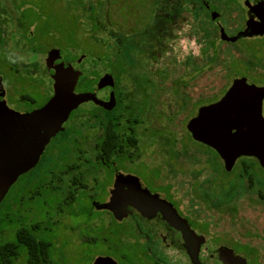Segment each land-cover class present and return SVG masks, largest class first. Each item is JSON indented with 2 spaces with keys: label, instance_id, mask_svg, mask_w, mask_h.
Here are the masks:
<instances>
[{
  "label": "rangeland",
  "instance_id": "obj_1",
  "mask_svg": "<svg viewBox=\"0 0 264 264\" xmlns=\"http://www.w3.org/2000/svg\"><path fill=\"white\" fill-rule=\"evenodd\" d=\"M161 5L162 0H0V77L7 104L25 111L45 102L52 89L51 71L44 61L50 48L60 49L63 60H74L76 67L90 75L96 73L92 79L98 81L108 72V59L118 50L116 39L135 42L137 45L129 49V63L114 61L119 78L113 76L116 92L127 95V103L140 120L135 123L140 143L132 169L148 175L143 164L157 167L160 179L170 184L171 196L189 211L194 180L190 171L197 172V180L202 181L208 174L207 158L214 160L216 155L193 140L185 124L199 106L211 98L218 99L235 77L264 85V35L222 41L215 24L209 19H195L186 3L171 29V37L165 39L164 50L150 57L145 52L148 38L144 29L154 21ZM220 10L226 14L224 24L230 34L240 21L238 7L224 6ZM200 15L204 19V14ZM212 38L214 44L210 42ZM80 55L84 56L77 62ZM93 107L90 102L82 103L70 113L63 124L64 131L51 139V151L10 188L0 206V213L5 207L14 222L38 223L36 232L52 243L48 255L56 264H91L97 256L107 254L121 264H130L119 259L122 248L116 243L122 235L117 231L125 222H117L105 210L93 208L94 200L87 195L97 192L96 198L107 196L104 186L111 187L113 168L84 166L86 190H73L71 194L70 188L65 190L63 186L70 182L72 174L59 172L67 163L61 154L71 140L69 129L74 124L85 137L82 145L86 155L94 156V140L101 128L89 112ZM186 146L196 153V161L190 163L186 160L188 154L180 155L184 173L174 174L163 161V153L181 152ZM169 162L175 165L176 157L172 155ZM119 164L129 172V159L119 160ZM176 168L180 170L178 163ZM57 175L62 177L61 182ZM234 175L235 171L220 168L214 172L220 183L232 180ZM211 221L215 226L228 222V226L248 230L256 224V219L244 217ZM9 238L14 240L13 232ZM25 262L26 251L21 248L13 264Z\"/></svg>",
  "mask_w": 264,
  "mask_h": 264
},
{
  "label": "flooded vegetation",
  "instance_id": "obj_2",
  "mask_svg": "<svg viewBox=\"0 0 264 264\" xmlns=\"http://www.w3.org/2000/svg\"><path fill=\"white\" fill-rule=\"evenodd\" d=\"M187 4H189L195 19H201L202 16L200 14L203 13L204 19L202 21L209 19L211 23L215 24L219 33L221 27L225 32L228 27L224 24L226 22L224 20L226 14H223V12L219 13L221 11L220 9L224 6L230 8L238 7L240 21L234 24V30L228 35L236 36V40L243 37L250 38L264 35V33H255L260 22V11L264 9V0H189ZM165 7L166 3L162 0L159 13L163 16H165ZM212 12L218 13L214 19L211 15ZM179 14L180 11L175 12L174 19H170L168 25L161 22V27L158 32L163 42H165L166 38L171 37V29L176 24ZM219 17L220 19L217 20ZM66 62L73 63V60ZM113 90L117 105L116 87ZM51 95L52 89L46 96L45 102ZM88 102L93 104L94 107L92 109H95V111L101 114H103V110L109 111L92 101ZM40 106L19 112H29ZM8 107L10 106L8 105ZM131 111L134 112L132 109ZM261 113L264 117V99L261 105ZM132 119L134 118L132 117ZM135 120L137 122L140 121L138 114ZM132 122L133 120L129 122V172L124 171L120 167L121 165L119 164L117 155H114L110 162L102 160V158L96 159L97 151L95 147L93 157L86 155V148L82 145L85 137H82L81 133L76 130L75 124L74 127L71 126L69 129L71 131V140L64 149V161L67 160V163L63 164L62 167L59 165L61 167L59 172L63 174L70 172L72 174L70 182L66 186L62 185L65 190L66 187L70 188L68 194H71L73 190L74 192L86 190V182L83 178L82 169L84 166L85 168H113L111 173V187L104 186V195L107 196L105 198L101 196L100 198H96L94 195L97 192L96 194H87L88 197H91V200H94L93 208H97L99 203L109 199L110 190L113 187L116 175L119 173L123 175L129 174V205L123 206V209H119L120 212H125L126 215L118 220L111 211L103 209L115 221L120 223L125 222L123 229L117 231L122 234L120 239L116 241L119 248H122L120 249L119 259L122 262H130V264H264V166L260 164L258 159L254 156H239L230 168H226L223 159L217 151L204 144L206 148L216 155V158L214 160L207 158L208 174L202 181L197 180V172L190 171L191 178H194L190 185L193 193L190 197L192 205L189 211L184 210L177 203L178 201L171 196L170 184L160 179V173L157 167L141 163L144 169L149 172L148 175L132 169L134 166L133 158L138 155L140 143L135 129L136 126ZM100 134L101 131L94 140V146ZM188 134L191 136L189 131ZM51 139L44 145L36 165L21 174L10 188L22 176H27V174L32 172L40 162L42 156L51 151ZM190 150L187 146L182 148L181 152H170L167 150V153H163V161H165L174 174H182L184 171L180 167V155L185 157L188 154L186 160L190 163L196 161V153L193 151L190 152ZM172 155L177 159L175 165L169 162ZM77 160H80V162ZM177 163L180 169L178 171V168H176ZM219 168L226 172L235 171L234 178L230 181L223 180L220 183V179L214 176V172ZM49 170L52 169L49 168ZM58 180L61 182V179ZM28 181L30 182L29 179ZM96 183V186L99 185L100 187L101 183L97 179ZM135 185H139L140 187L137 189ZM78 186L80 187L79 189H77ZM124 188L126 189V186ZM143 189H147L149 194ZM8 191L1 199L0 206L7 196ZM134 198H137L139 207L132 203ZM168 203H171L172 207ZM9 215L10 212L5 211L4 207L3 212L0 213V264H13V261L18 260L19 250L21 248L25 249V263L29 264L27 257L28 244H26L25 240L28 233L38 235L36 232L38 223L30 222V224H26L23 222H14L10 220ZM243 217L256 219L253 230L245 229L243 226H228V222L225 223L227 225L215 226V221H211V218L229 220L242 219ZM11 232L14 234V240L9 238ZM41 239L49 244V250L52 243L43 238ZM29 245L33 248L32 251L36 255V247L33 246H37V244ZM103 256H109L118 264H121L110 254ZM33 264H37L36 259Z\"/></svg>",
  "mask_w": 264,
  "mask_h": 264
},
{
  "label": "water",
  "instance_id": "obj_3",
  "mask_svg": "<svg viewBox=\"0 0 264 264\" xmlns=\"http://www.w3.org/2000/svg\"><path fill=\"white\" fill-rule=\"evenodd\" d=\"M211 15L214 19L218 13ZM259 19L255 33L263 34L264 9H261ZM219 35L224 41L237 39L222 27ZM83 56H78L76 61L80 62ZM44 61L46 69L51 71L52 95L32 111L21 113L8 107L0 77V201L17 178L36 165L44 145L64 129L63 124L70 113L80 104L92 101L107 110L116 105L112 74L105 73L99 78L93 90L77 91L82 70L74 63L64 61L60 49L50 48ZM263 99L264 86L248 82L243 76L235 77L218 100L198 107L196 114L187 120L186 129L194 140L214 148L226 168H230L239 156H254L264 166ZM139 187L135 185V188ZM143 190L149 194L147 189ZM132 203L140 206L137 198ZM126 205H129V174L119 173L109 199L99 203L97 208L111 211L120 220L126 213L119 209ZM92 264L118 263L109 256L99 255Z\"/></svg>",
  "mask_w": 264,
  "mask_h": 264
},
{
  "label": "trees",
  "instance_id": "obj_4",
  "mask_svg": "<svg viewBox=\"0 0 264 264\" xmlns=\"http://www.w3.org/2000/svg\"><path fill=\"white\" fill-rule=\"evenodd\" d=\"M164 2L166 3V7L164 10L165 16L157 12L154 17V21L151 22L150 25H147V27L144 29V33L148 38V41L146 42L147 49L145 50V52L147 55L149 54L150 57H153L156 53L162 52L165 47V43L163 42L162 38H160V34L158 32L159 28L161 27V22L165 25H168L170 19H174L175 12H182L184 10V5L186 3H189V0H164ZM199 20L202 21V19ZM95 26L97 27L98 25L96 24ZM210 42L214 44L213 38ZM134 43H129V40L127 38L116 39L118 50L113 55H111L114 56L113 58L108 59V64H110L108 72L112 74V76L116 75L115 78H119V73L118 69H116L117 67L114 61L119 62L123 60L124 62L129 63V49L137 45ZM142 49H144V47ZM75 57H73V59ZM213 59L215 60L217 59V57L213 56ZM81 70L82 75L79 77L76 89L78 91L92 90L97 81L95 79H92V75L94 76L96 73L92 72L90 75L87 70ZM115 84L117 83L115 82ZM215 99L216 98H211L208 103L214 101ZM127 100V95L118 90L117 105L114 109L109 111L103 110L101 118L99 112L95 111V109H92L90 111L92 117L99 121L101 128V134L96 140L94 146L97 151L96 159L102 158V160L110 162L113 159L112 157L114 155H117L118 161L129 159V122L133 120L132 123L133 125H135V123L137 122L135 120L137 114L131 111L132 107L127 103ZM132 117L134 119H132ZM64 154L65 153L62 152L61 156L64 157ZM57 178L61 179L62 177L60 175H57ZM79 188L80 187L78 186L77 189ZM25 242L26 244H28L27 257L29 260V264H33L35 259L37 264H56L49 258V244L43 241L41 239V236L28 233ZM29 244H37V246H33L36 247V255L34 254V251H32L33 248H31Z\"/></svg>",
  "mask_w": 264,
  "mask_h": 264
}]
</instances>
